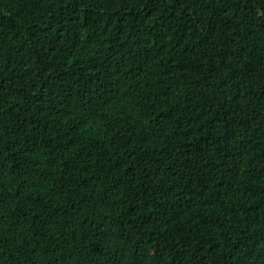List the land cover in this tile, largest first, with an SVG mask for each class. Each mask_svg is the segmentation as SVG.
Masks as SVG:
<instances>
[{
    "label": "trees",
    "instance_id": "obj_1",
    "mask_svg": "<svg viewBox=\"0 0 264 264\" xmlns=\"http://www.w3.org/2000/svg\"><path fill=\"white\" fill-rule=\"evenodd\" d=\"M0 264H264V0H0Z\"/></svg>",
    "mask_w": 264,
    "mask_h": 264
}]
</instances>
